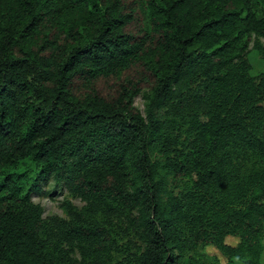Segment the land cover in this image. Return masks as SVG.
<instances>
[{"label": "trees", "instance_id": "trees-1", "mask_svg": "<svg viewBox=\"0 0 264 264\" xmlns=\"http://www.w3.org/2000/svg\"><path fill=\"white\" fill-rule=\"evenodd\" d=\"M251 34L264 0H0V264H260Z\"/></svg>", "mask_w": 264, "mask_h": 264}, {"label": "rangeland", "instance_id": "rangeland-1", "mask_svg": "<svg viewBox=\"0 0 264 264\" xmlns=\"http://www.w3.org/2000/svg\"><path fill=\"white\" fill-rule=\"evenodd\" d=\"M254 36L251 34L249 40L246 44L244 56L249 64V72L251 74H257L263 70L264 64L262 58L256 48L253 46ZM261 42H264L263 37H259ZM133 104L139 110H142V99L140 95H136L133 99ZM42 190L44 192L40 194L32 193L30 199L34 203H38L41 206V214L42 216L50 215V214H58L60 216L65 215V210L63 209V201L67 199L72 205L80 207L84 202L83 199L77 194L72 192L68 186L62 180H56L54 177L50 176L46 182L41 184ZM226 241L234 242L235 238L233 236H226ZM262 240V256H261V263L264 264V237ZM206 249L209 252H217V250L211 246H207ZM219 255V263L218 264H227L225 258ZM236 264H240L237 263Z\"/></svg>", "mask_w": 264, "mask_h": 264}, {"label": "crops", "instance_id": "crops-1", "mask_svg": "<svg viewBox=\"0 0 264 264\" xmlns=\"http://www.w3.org/2000/svg\"><path fill=\"white\" fill-rule=\"evenodd\" d=\"M261 256H262V254H261ZM261 261V260H260Z\"/></svg>", "mask_w": 264, "mask_h": 264}]
</instances>
